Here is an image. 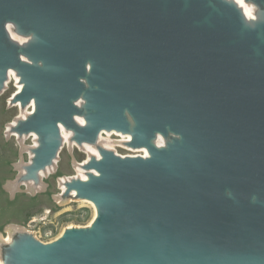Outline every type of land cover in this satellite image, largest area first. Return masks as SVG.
Masks as SVG:
<instances>
[{"label": "water", "instance_id": "1", "mask_svg": "<svg viewBox=\"0 0 264 264\" xmlns=\"http://www.w3.org/2000/svg\"><path fill=\"white\" fill-rule=\"evenodd\" d=\"M247 1L258 21L230 0H0V88L13 68L14 102H35L14 129L39 137L27 178L57 158L60 124L149 152L100 149L66 185L96 206L91 227L24 235L8 264H264V0Z\"/></svg>", "mask_w": 264, "mask_h": 264}, {"label": "rangeland", "instance_id": "2", "mask_svg": "<svg viewBox=\"0 0 264 264\" xmlns=\"http://www.w3.org/2000/svg\"><path fill=\"white\" fill-rule=\"evenodd\" d=\"M27 39L17 34L13 41L21 44ZM20 87L19 78L13 74L0 88V264H8L10 244L5 242V236L9 234L13 241L31 234L42 243H51L70 227L88 228L94 206L68 193L66 185L87 180L94 173L84 166L100 157V149L123 157L135 154L124 138L104 134L96 145H78L73 134L63 131L62 146L52 165L37 180L28 179L26 169L32 165L39 144L35 135H19L14 130L34 113L31 104L22 107L14 102ZM76 121L80 124L81 119Z\"/></svg>", "mask_w": 264, "mask_h": 264}, {"label": "bare ground", "instance_id": "3", "mask_svg": "<svg viewBox=\"0 0 264 264\" xmlns=\"http://www.w3.org/2000/svg\"><path fill=\"white\" fill-rule=\"evenodd\" d=\"M230 1H234L242 10H243V12H244V14H245V16H246V18H247V22L248 23H250L251 21H258V19H259V17H258V13H259V11H260V7H258L255 3H253V2H249V1H247V0H230ZM9 26H11V27H9ZM6 28H7V30H8V32H9V34L14 38V36L15 35H17L18 34V32H17V30L15 29V27H14V24L13 23H8L7 25H6ZM26 37H28V39H27V41L26 42H28L30 39H31V36H26ZM26 42H24V41H22L21 42V45H23L24 43H26ZM22 59L24 60V61H27V59L25 58V57H22ZM9 73V76H11V75H16V77L17 78H19V80H20V82H21V87H20V91H19V93H21V91H22V89H23V87H24V84H23V82L21 81V77H20V75L18 74V72L15 70V69H13L12 68V70L11 71H9L8 72ZM18 93V94H19ZM17 104H19L20 106H21V103L20 102H18ZM31 107H33V112L35 111V102H34V100H32L31 101ZM76 104H77V106H79V107H83V105H84V101L83 100H78V102H76ZM80 104V105H79ZM78 118H80L81 119V122H80V125H84V123H85V118L82 116H76V119H78ZM60 129H61V132H63V131H67V132H69L70 134H73V140H74V132L72 131V130H68L64 125H62V124H60ZM29 134H33V135H35L37 138H38V144H39V137H38V135L36 134V133H29ZM104 134H111V135H113V136H116V137H119V138H124V139H126V138H130V140L132 139V136L130 135V134H123L122 132H117V131H115V130H113V131H111V132H107V131H102L101 132V135L100 136H102V135H104ZM23 135H27V134H23ZM99 140V139H98ZM130 140H128V141H130ZM74 142L75 143H77L75 140H74ZM98 142V141H97ZM155 145H157L159 148H162V147H165L166 146V144H167V140L161 135V134H158L157 135V138H156V140H155ZM78 144V143H77ZM97 144V143H96ZM96 144H92V145H96ZM82 145H85V144H82ZM108 150V149H107ZM139 151H143L147 156H149V152H148V150L146 149V148H142V149H138ZM109 151H112V150H109ZM99 156H100V152H99ZM99 159V158H98ZM52 165V164H51ZM51 165H48L46 168H44L41 172H40V174L42 173V172H44L45 171V169H47L48 167H50ZM27 170V173H28V168L26 169ZM90 171H93L94 172V174H96V172L94 171V170H90ZM71 194H73L75 197H78V193H77V191L75 190V189H73L72 190V192H71ZM82 200H85V201H87V202H90V203H92V205L94 206V215H93V220H92V222H91V224H90V226L89 227H91V225L94 223V221L96 220V218H97V214H98V211H97V208H96V206L94 205V203L93 202H91V201H89V200H87V199H82ZM68 229H74V228H72V227H70V228H68ZM64 234V232H62L54 241H56L57 239H59L60 237H62V235ZM29 236H31V234H28ZM34 238V237H33ZM36 239V238H35ZM5 242L6 243H8V244H10V246L14 243V241H13V239H12V236L9 234V235H7V236H5Z\"/></svg>", "mask_w": 264, "mask_h": 264}, {"label": "built area", "instance_id": "4", "mask_svg": "<svg viewBox=\"0 0 264 264\" xmlns=\"http://www.w3.org/2000/svg\"><path fill=\"white\" fill-rule=\"evenodd\" d=\"M135 154L130 156H143L146 157V154L143 151H133Z\"/></svg>", "mask_w": 264, "mask_h": 264}, {"label": "flooded vegetation", "instance_id": "5", "mask_svg": "<svg viewBox=\"0 0 264 264\" xmlns=\"http://www.w3.org/2000/svg\"><path fill=\"white\" fill-rule=\"evenodd\" d=\"M9 36H10V38H11V40H13V37L9 34ZM12 70V68H10L9 70H8V72L9 71H11ZM11 76H9V73H7V79L5 80V82H4V85H6L7 83H8V79L10 78Z\"/></svg>", "mask_w": 264, "mask_h": 264}, {"label": "snow or ice", "instance_id": "6", "mask_svg": "<svg viewBox=\"0 0 264 264\" xmlns=\"http://www.w3.org/2000/svg\"><path fill=\"white\" fill-rule=\"evenodd\" d=\"M9 27H11V26H9Z\"/></svg>", "mask_w": 264, "mask_h": 264}]
</instances>
